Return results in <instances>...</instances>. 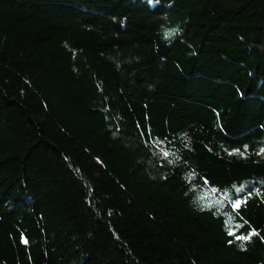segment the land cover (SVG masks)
I'll use <instances>...</instances> for the list:
<instances>
[{
  "label": "trees",
  "instance_id": "16d2710c",
  "mask_svg": "<svg viewBox=\"0 0 264 264\" xmlns=\"http://www.w3.org/2000/svg\"><path fill=\"white\" fill-rule=\"evenodd\" d=\"M0 264H264V0H0Z\"/></svg>",
  "mask_w": 264,
  "mask_h": 264
},
{
  "label": "snow or ice",
  "instance_id": "6c2138e0",
  "mask_svg": "<svg viewBox=\"0 0 264 264\" xmlns=\"http://www.w3.org/2000/svg\"><path fill=\"white\" fill-rule=\"evenodd\" d=\"M165 155H167V153H165ZM240 201H236L234 204H233V207L234 208H238V207H240ZM229 235H234V233L233 232H229ZM251 235H255V233L253 232V233H250L248 236H242V237H237V239H250L251 238ZM27 241H25V243H26Z\"/></svg>",
  "mask_w": 264,
  "mask_h": 264
}]
</instances>
